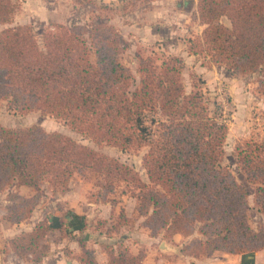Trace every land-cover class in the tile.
Masks as SVG:
<instances>
[{
	"label": "trees",
	"instance_id": "obj_1",
	"mask_svg": "<svg viewBox=\"0 0 264 264\" xmlns=\"http://www.w3.org/2000/svg\"><path fill=\"white\" fill-rule=\"evenodd\" d=\"M99 1L74 0L98 12L95 17L116 11ZM18 8L14 0H0V101L9 111L61 120L98 148L129 152L146 147L142 166L147 181L134 167L65 134L39 125L7 128L0 122V192L11 186L16 190L5 218L10 224L31 218L45 185L64 193L80 175L97 191H89L96 197L92 202L117 205L111 196L119 188L123 196L135 198L137 216L153 237L198 233L202 238L186 244L185 255L264 251V223L257 229L249 223L248 187L222 164L229 127L212 110L201 79L190 93L185 91L183 57L160 63L154 56H138L137 78L119 59L121 36L106 26L94 20L91 26L59 25L45 32L40 44L33 28L13 25ZM193 21L204 28L188 40V53L238 76L257 75V90L264 97V0H197ZM233 158L264 214V138L237 143ZM22 187L33 194L22 195ZM118 218L119 225L129 221L124 208ZM119 225L109 229L119 231ZM50 230L47 220L40 221L13 240L14 252L41 263L50 247L36 254ZM78 242V261L98 264L94 251L83 239ZM104 248L109 264H143L145 258L144 251L132 255Z\"/></svg>",
	"mask_w": 264,
	"mask_h": 264
},
{
	"label": "rangeland",
	"instance_id": "obj_2",
	"mask_svg": "<svg viewBox=\"0 0 264 264\" xmlns=\"http://www.w3.org/2000/svg\"><path fill=\"white\" fill-rule=\"evenodd\" d=\"M120 0H100L99 5L113 6L116 11L103 12L95 17L98 12L88 8L79 7L74 0H14L19 5L15 16L14 26L27 25L33 28L34 33L42 44L43 34L47 31H57L59 25L79 26L88 24L93 20L95 25L106 26L110 32L121 36L122 41L118 45L119 59L138 78V56H154L159 62L172 56L183 57L185 69L182 74V83L187 93L193 90V83L198 79L203 81L202 90L211 103V108L220 116L229 127L225 143V156L222 161L224 166L231 169L237 179L246 184L249 190V223L253 229H257L264 223V214L255 203L254 190L250 187L240 169L234 164L233 152L237 143L245 140H260L264 138V97L258 92L257 75L238 76L227 71L223 67L212 66L203 59L188 53V40L198 35L199 26L193 21L195 0H130L132 3H120ZM197 5V1H196ZM4 27L0 25V31ZM91 32V27L86 30V38ZM89 39V38H88ZM194 57V58H193ZM216 104L217 106L215 107ZM0 122L7 128H27L39 125L48 132H59L74 140L87 145L110 157L119 159L121 162L135 168L141 178L147 181V175L142 166V158L147 152L143 147L138 151L122 152L117 147L106 146L98 148L90 139L71 130L63 121L51 116H44L40 112H32L23 115L17 111H9L7 103L0 101ZM75 176V180H78ZM85 180V179H84ZM92 184V183H91ZM45 196L40 205L33 212L38 222L47 220V217L59 213L61 220L58 226L65 234V217L71 214V209L63 200L64 193L43 187ZM68 190V189H67ZM11 186L0 192V264H20L31 262L35 259L26 255L21 256L14 252L12 242L15 238L30 232L35 226L26 229L30 219L12 225L5 218L9 214L11 202L9 197L15 192ZM122 188L111 198L116 199L121 208H124ZM20 193L30 196L33 193ZM91 192L96 194L92 184ZM96 200L89 195L88 199ZM117 204V205H118ZM44 217V218H42ZM49 222V221H48ZM36 223V224H37ZM165 240L169 236L161 232ZM197 239V238H195ZM194 239V240H195ZM57 240V236L51 235L41 241L42 249L36 254L45 252L46 241ZM193 242L192 239L189 241ZM185 246V245H184ZM184 253V247L182 248Z\"/></svg>",
	"mask_w": 264,
	"mask_h": 264
},
{
	"label": "crops",
	"instance_id": "obj_3",
	"mask_svg": "<svg viewBox=\"0 0 264 264\" xmlns=\"http://www.w3.org/2000/svg\"><path fill=\"white\" fill-rule=\"evenodd\" d=\"M198 26L200 29L198 35H201L204 27L199 24ZM75 176L71 179L68 190L62 197L68 203L72 214L65 217L64 226L67 229L64 232L66 235H62L58 229L61 221L59 213H54L51 217L45 216L51 225L46 238L49 239L51 235H55L57 240L46 241L50 247V253L39 264H83L77 259L81 254L79 238L83 239L87 247L94 251L98 264H109V255L104 245H110L116 251L125 250L132 255H138L144 251L143 264H264V251L236 255L216 251L211 257L200 258L185 255L182 248L189 243L192 236L175 235L168 240H165L163 235L151 236L149 230L142 226L144 219L137 216L136 199L130 196L122 197L125 203V217L129 221L119 225L121 204L112 206L109 203L99 204L90 201L88 195L92 184L80 175L78 180H75ZM20 190L26 191V194L33 193V190L27 187H22ZM35 213L26 229H30L38 222ZM116 225H119V231L109 229L110 226L112 229ZM108 230L110 233H107ZM195 238L202 237L195 233L193 240ZM20 264L33 263L22 260Z\"/></svg>",
	"mask_w": 264,
	"mask_h": 264
}]
</instances>
